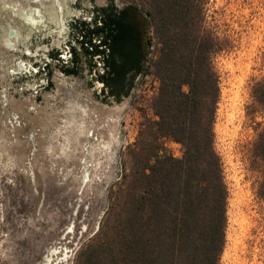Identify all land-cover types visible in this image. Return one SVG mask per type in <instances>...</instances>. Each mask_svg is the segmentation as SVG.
Returning <instances> with one entry per match:
<instances>
[{
    "label": "rangeland",
    "instance_id": "1",
    "mask_svg": "<svg viewBox=\"0 0 264 264\" xmlns=\"http://www.w3.org/2000/svg\"><path fill=\"white\" fill-rule=\"evenodd\" d=\"M110 2L127 0H48L33 16L0 3V264H74L122 172L125 147L153 117V74L138 75L126 95L105 101L99 66L90 70L80 55L77 74L61 71L71 48L79 51L77 21H90ZM53 7L62 30L47 19ZM206 9L208 23L231 43L215 56L214 147L228 190L220 264H264V161L255 149L264 110L251 93L264 76V0H207ZM9 29L17 31L13 47ZM166 144L181 155L178 143Z\"/></svg>",
    "mask_w": 264,
    "mask_h": 264
},
{
    "label": "trees",
    "instance_id": "2",
    "mask_svg": "<svg viewBox=\"0 0 264 264\" xmlns=\"http://www.w3.org/2000/svg\"><path fill=\"white\" fill-rule=\"evenodd\" d=\"M207 0H127L93 10L75 24L79 51L116 100L138 75L153 74V117L125 147L122 172L108 187L97 229L74 264H220L226 241L228 190L214 147L219 98L215 56L231 48L206 18ZM55 58L54 53L51 54ZM98 61V63H97ZM264 63V58H263ZM252 96L264 110V76ZM166 140L181 146L175 156ZM255 149L264 161V130ZM264 199V172L258 186Z\"/></svg>",
    "mask_w": 264,
    "mask_h": 264
},
{
    "label": "water",
    "instance_id": "3",
    "mask_svg": "<svg viewBox=\"0 0 264 264\" xmlns=\"http://www.w3.org/2000/svg\"><path fill=\"white\" fill-rule=\"evenodd\" d=\"M57 1V0H54ZM48 0H0V3L8 7L9 9L21 11V12H30L34 11L40 8H44ZM24 22H27L24 20ZM52 22V21H49ZM30 24V23H29ZM46 25V24H45ZM9 32L12 33L11 29H9ZM9 47H13L8 44ZM98 63V61H97ZM99 64V63H98ZM21 67L19 66V69Z\"/></svg>",
    "mask_w": 264,
    "mask_h": 264
},
{
    "label": "bare ground",
    "instance_id": "4",
    "mask_svg": "<svg viewBox=\"0 0 264 264\" xmlns=\"http://www.w3.org/2000/svg\"><path fill=\"white\" fill-rule=\"evenodd\" d=\"M62 2V1H61ZM63 4V3H62ZM54 8V7H53ZM51 9L49 12H48V17H47V19L48 20H50V21H52V22H54L55 24H57V26L59 25L60 26V30H62V26H61V23H62V21H61V19H60V17H58L57 15H56V11H55V8L54 9ZM0 9H1V6H0ZM35 10L32 12V16H33V14L35 15ZM27 20H28V22H30V24H33L34 23V21L33 20H30L29 18H27ZM30 30V29H29ZM5 31V30H4ZM11 31H12V33H8V37H6V40H7V43L9 44V45H12V41L10 40V38H15L16 37V35H17V31L14 33V31L11 29ZM5 33V32H4ZM30 34V31L29 32H27L26 33V37L28 36Z\"/></svg>",
    "mask_w": 264,
    "mask_h": 264
},
{
    "label": "flooded vegetation",
    "instance_id": "5",
    "mask_svg": "<svg viewBox=\"0 0 264 264\" xmlns=\"http://www.w3.org/2000/svg\"><path fill=\"white\" fill-rule=\"evenodd\" d=\"M97 82H99L100 83V86H101V94H99V96L100 97H102L103 98V100H105V101H109V100H111V99H114V100H116L115 98H114V95H109L108 94V91H107V89H103V83H101L100 81H98L97 80ZM122 97V96H121Z\"/></svg>",
    "mask_w": 264,
    "mask_h": 264
}]
</instances>
